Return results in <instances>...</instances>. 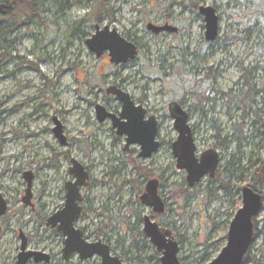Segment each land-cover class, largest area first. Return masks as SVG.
Masks as SVG:
<instances>
[{"label":"rangeland","instance_id":"obj_1","mask_svg":"<svg viewBox=\"0 0 264 264\" xmlns=\"http://www.w3.org/2000/svg\"><path fill=\"white\" fill-rule=\"evenodd\" d=\"M26 2L0 18L6 30V47L0 49V196L7 206L0 216V264H17L22 236L27 251L65 264L66 238L47 221L63 209L66 184L75 182L72 160L90 177L81 190L84 211L76 227L86 235L107 227L92 241L110 242L114 257L161 264L143 232V217L149 216L180 245L181 264L213 261L226 247L242 190L252 185L253 165L264 155L256 115L264 119V0ZM206 7L219 18L215 41L206 39L200 12ZM149 25L169 30L154 34ZM96 27L116 30L133 43L136 58L121 65L111 63L108 53L98 58L87 46ZM111 87L122 88L158 121L162 146L150 159L140 158V146L125 150L126 137L117 135L110 120H97L98 105L115 115L122 111L119 100L107 94ZM246 93L247 102L236 99ZM172 103L189 115L197 158L210 151L221 158L216 176L194 188L173 153L178 132ZM55 118L66 145L53 132ZM26 173L33 176L31 205L23 202ZM150 180L159 182L163 214L140 200ZM255 224L247 264H264V212Z\"/></svg>","mask_w":264,"mask_h":264},{"label":"water","instance_id":"obj_2","mask_svg":"<svg viewBox=\"0 0 264 264\" xmlns=\"http://www.w3.org/2000/svg\"><path fill=\"white\" fill-rule=\"evenodd\" d=\"M7 5L0 4V12L6 14ZM206 21V39L215 41L219 36V18L214 8L206 7L200 9ZM148 30L154 34L168 31L165 27L148 26ZM87 46L98 58L108 53L110 62L115 65L126 64L134 60L138 54L137 47L122 38L116 30L109 27L101 29L96 27L95 35L87 41ZM108 95H113L122 103V111L119 116L109 113L104 107L96 106V117L100 123L107 119L111 120L112 127L118 136L126 137L125 149L139 145L141 147L140 157L149 159L156 154L160 148L157 141L158 122L156 118L146 119L147 113L142 106H137L129 94L111 87L107 89ZM170 113L174 120L175 130L178 132V140L173 143V153L177 159V168L186 171L187 181L190 188H194L203 178L209 176L214 178L220 166V156L216 151H210L196 156V145L193 132L189 125L188 114L177 104L170 105ZM53 130L56 138L62 145H66V137L63 134L62 124L55 118ZM70 175L75 179L74 183H67L66 202L64 208L55 213L47 221V226L54 228L66 239L63 257L66 261L77 254L80 261L84 262L94 257L101 259V264H123V262L111 254L110 248L103 242L88 243L84 232L76 228V223L82 214L83 197L81 189L88 186L89 174L85 168L76 160H72ZM27 181L26 196L23 198L25 205H31L33 176L24 174ZM158 183L151 181L147 185L146 194L141 201L151 207L156 214L164 213V204L157 195ZM242 208L237 212L230 224L226 247L209 264H243L248 251L254 240V219L262 210L264 197L250 187L242 190ZM7 206L0 196V216L5 215ZM1 231V229H0ZM144 233L151 244L161 254V264H181L179 259L180 246L172 237L171 232L160 228L148 217L144 221ZM21 252L17 264H35L50 262V257L39 252L27 251V241L21 237Z\"/></svg>","mask_w":264,"mask_h":264},{"label":"trees","instance_id":"obj_3","mask_svg":"<svg viewBox=\"0 0 264 264\" xmlns=\"http://www.w3.org/2000/svg\"><path fill=\"white\" fill-rule=\"evenodd\" d=\"M0 3H5L8 7L5 15L0 12L1 19L9 17L16 8H19L27 4L26 0H0ZM31 9L35 10V6H32ZM2 26L3 24L0 23V49H4L6 47L5 46L6 30L3 29ZM1 62H2V55L0 56V63ZM250 96H251V93H246L245 95H238L236 99H240L241 97H243V101L245 103L247 102V99L250 98ZM256 115L259 119L258 122H261L260 129L263 130V133H261L260 136L264 140V119L262 118L260 113H256ZM238 128H239V125H235V129L238 130ZM237 143H238V147L240 148L242 146L243 140L239 137L237 138ZM229 166L230 164L228 165V167H226L224 171L225 179L228 177L227 174L229 171ZM253 168H254V173L250 176L251 182H252L251 186L255 191L262 192L264 191V155L261 157V159H259L258 161L254 163ZM204 262L205 264H208L209 260H204Z\"/></svg>","mask_w":264,"mask_h":264},{"label":"flooded vegetation","instance_id":"obj_4","mask_svg":"<svg viewBox=\"0 0 264 264\" xmlns=\"http://www.w3.org/2000/svg\"><path fill=\"white\" fill-rule=\"evenodd\" d=\"M8 8V7H7ZM201 9V8H200ZM169 29V28H168ZM138 55V54H137ZM136 58V57H135ZM116 88H118V89H120V90H122V91H124L122 88H120V87H116ZM125 92V91H124ZM126 93V92H125ZM128 94V93H127ZM115 97V96H114ZM131 97V96H130ZM116 98V97H115ZM132 98V97H131ZM118 99V98H117ZM133 100V99H132ZM134 101V100H133ZM120 102V101H119ZM135 102V101H134ZM121 103V102H120ZM122 104V103H121ZM135 104L137 105V106H142V105H140V104H137L136 102H135ZM178 104V103H177ZM171 105V104H170ZM170 105H169V113H170ZM180 107H181V105L180 104H178ZM143 107V106H142ZM144 108V107H143ZM182 108V107H181ZM183 109V108H182ZM184 110V109H183ZM146 111V110H145ZM185 111V110H184ZM186 112V111H185ZM146 113H147V116H146V119H148V118H150L149 116H148V112L146 111ZM112 114V113H111ZM120 114V113H119ZM119 114L117 115V116H119ZM170 115H171V113H170ZM189 116V115H188ZM172 117V116H171ZM107 120H109V119H107ZM106 120V121H107ZM111 121V120H110ZM158 122V121H157ZM158 134H159V125H158ZM123 137V136H122ZM157 141L158 142H160L159 140H158V136H157ZM173 145V144H172ZM126 146V145H125ZM135 146V145H134ZM137 146H139V145H137ZM161 142H160V148H161ZM132 147V146H131ZM130 147V148H131ZM129 148V149H130ZM160 148H159V150H160ZM129 149H127V150H129ZM126 150V149H125ZM158 150V151H159ZM140 153H141V151H140ZM218 153V152H217ZM219 154V153H218ZM220 156V155H219ZM141 158V157H140ZM150 159V158H149ZM220 160H221V158H220ZM86 170V169H85ZM89 174V173H88ZM143 174V173H142ZM147 176H149V174L147 175ZM216 176V175H215ZM89 179H90V177H89ZM151 181H157V180H150L149 182H151ZM148 182V183H149ZM148 183H147V185H148ZM157 183H158V189H159V182L157 181ZM88 185H89V181H88ZM147 185H146V189H147ZM88 187V186H87ZM87 187H85V188H87ZM250 188H252V186H249ZM145 189V190H146ZM158 189H157V195H158ZM253 189V188H252ZM82 190V189H81ZM254 190V189H253ZM256 192H258V191H256ZM258 193H260V194H262L261 192H258ZM146 194V192L143 194V195H145ZM82 195V194H81ZM142 195V196H143ZM263 195V194H262ZM141 196V197H142ZM141 197H140V200H141ZM158 197L160 198V196L158 195ZM264 197V196H263ZM161 199V198H160ZM83 201H84V199H83ZM161 201H162V199H161ZM142 202V201H141ZM163 202V201H162ZM143 203V202H142ZM82 204H83V202H82ZM81 204V206H82V209H83V211H84V207H83V205ZM144 204V203H143ZM163 204H164V212H165V203L163 202ZM146 206H148V205H146ZM149 207V206H148ZM64 208V207H63ZM150 209H152L151 207H149ZM83 211H82V213H83ZM152 211L154 212V210L152 209ZM262 212H264V203H263V207H262V210H261V213ZM155 213V212H154ZM260 213V214H261ZM106 216L108 215L107 214V211H105V213H104ZM81 216H82V214H81ZM80 216V217H81ZM146 217H148L149 219H151L149 216H144L143 217V223H144V221H145V218ZM80 219V218H79ZM78 219V220H79ZM152 220V219H151ZM255 220H256V218L254 219V239H255V237H256V235H257V232H256V224H255ZM78 222V221H77ZM153 222V221H152ZM155 223V222H154ZM77 224V223H76ZM158 225V224H157ZM160 227V226H159ZM77 228V227H76ZM107 227H105V229H106ZM161 228V227H160ZM54 229V228H53ZM78 229V228H77ZM104 229V230H105ZM79 230H81V229H79ZM104 230L103 229H98L97 230V232L95 233V234H90V233H87V235H86V233H85V231L84 230H81V231H83L84 232V237H85V240L88 242V243H97V242H102V241H100V240H95V241H92V240H94L95 239V237H96V235H98V234H103L104 233ZM57 231V230H56ZM58 232V231H57ZM143 232H144V229H143ZM145 234V233H144ZM147 237V236H146ZM148 238V237H147ZM254 241V240H253ZM108 242H109V240H108ZM104 243V242H103ZM151 243V242H150ZM106 245H108L109 246V248H110V251H111V254H112V246H111V244H110V242L109 243H105ZM253 244V243H252ZM137 245H138V243L136 242V244L134 245V246H136L137 247ZM152 245V244H151ZM153 246V245H152ZM180 246V245H179ZM251 249V248H250ZM39 253H41V252H39ZM249 253H250V250L248 251V253H247V255H246V258H245V260H244V263L243 264H247L248 262H249ZM41 254H46V253H41ZM63 254V253H62ZM46 255H48V254H46ZM49 257H50V262L48 263V264H50L53 260H54V258H53V256H51V255H48ZM77 257H78V259H77ZM97 257V256H96ZM99 258V257H98ZM93 259V258H92ZM122 262H123V264H136V262H135V259L134 258H132V257H130V256H128V255H125V256H121L120 258H119ZM91 260V259H90ZM101 260V259H100ZM65 264H87V262L89 261V260H87V261H84V262H82V261H80V258H79V256L77 255V254H74V255H72L71 257H70V259L68 260V261H66L65 259H64V257H63V260H62ZM33 262V261H32ZM181 262V261H180ZM44 264H46V263H44Z\"/></svg>","mask_w":264,"mask_h":264}]
</instances>
